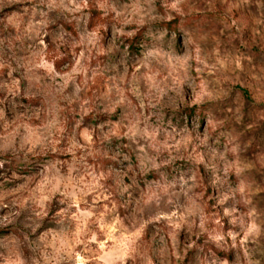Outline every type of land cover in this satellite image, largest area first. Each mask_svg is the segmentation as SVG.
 Here are the masks:
<instances>
[{
    "label": "rangeland",
    "instance_id": "374dc122",
    "mask_svg": "<svg viewBox=\"0 0 264 264\" xmlns=\"http://www.w3.org/2000/svg\"><path fill=\"white\" fill-rule=\"evenodd\" d=\"M0 264H264V0H0Z\"/></svg>",
    "mask_w": 264,
    "mask_h": 264
}]
</instances>
